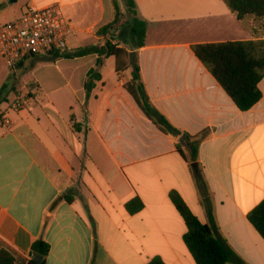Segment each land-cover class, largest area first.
I'll use <instances>...</instances> for the list:
<instances>
[{
  "label": "crops",
  "instance_id": "obj_1",
  "mask_svg": "<svg viewBox=\"0 0 264 264\" xmlns=\"http://www.w3.org/2000/svg\"><path fill=\"white\" fill-rule=\"evenodd\" d=\"M114 1L0 0V25L30 6L60 3L74 51L101 39ZM116 2L126 13V0ZM135 2L147 24L136 52L152 104L191 136L209 132L196 159L203 181L178 137L139 107L126 88L131 71L117 70L115 58L103 61L87 96L96 54L30 55L14 67L0 55V250L29 264L32 244L43 239L45 264H197L170 197L176 191L229 247L227 264H264V238L248 218L264 200V77L261 99L243 111L193 51L254 37L223 0ZM137 199L143 208L130 212Z\"/></svg>",
  "mask_w": 264,
  "mask_h": 264
},
{
  "label": "trees",
  "instance_id": "obj_2",
  "mask_svg": "<svg viewBox=\"0 0 264 264\" xmlns=\"http://www.w3.org/2000/svg\"><path fill=\"white\" fill-rule=\"evenodd\" d=\"M223 1L246 27H249L246 25V20H252L251 34L254 38L195 44L193 51L232 97L238 108L244 111L253 107L262 97L259 83L264 77V0ZM114 4L115 19L99 29L97 35L101 39L97 43L74 51L55 50L49 55L53 59H73L90 54L97 55L96 66L88 72L85 83L87 96L95 87L96 81L101 79L100 68L105 59L115 58L116 68L119 71L130 70L131 79L126 84L127 90L146 116L161 131L178 138L185 136L191 150H187L188 153L185 154L183 146L178 143L179 150L187 161L192 162L197 180L203 181L196 159L198 146L209 135V132L205 131L196 136H191L175 127L152 104L141 80L136 52V49L145 45L147 24L137 16L135 0H126V13L120 10L116 0ZM123 17H126V20L121 23ZM117 41L130 47L122 46ZM170 197L187 224L188 231L185 233L184 239L196 263L227 264L230 262L231 250L214 233L213 229L199 220L178 192L172 191ZM65 199L71 202L73 197L67 195ZM127 208L130 212H137L143 208V203L138 199L132 200L127 204ZM248 218L264 238V200L249 213ZM49 252L50 244L43 239H37L32 244L31 253L26 257V261L29 264H35L33 254L37 253L42 256L40 264H45ZM17 261L18 255L14 249L3 248L0 250V264H16ZM147 264L165 263L159 258H154Z\"/></svg>",
  "mask_w": 264,
  "mask_h": 264
},
{
  "label": "built area",
  "instance_id": "obj_3",
  "mask_svg": "<svg viewBox=\"0 0 264 264\" xmlns=\"http://www.w3.org/2000/svg\"><path fill=\"white\" fill-rule=\"evenodd\" d=\"M74 28L60 3L28 7L21 16L0 25V55L9 67L30 55L67 50Z\"/></svg>",
  "mask_w": 264,
  "mask_h": 264
},
{
  "label": "water",
  "instance_id": "obj_4",
  "mask_svg": "<svg viewBox=\"0 0 264 264\" xmlns=\"http://www.w3.org/2000/svg\"><path fill=\"white\" fill-rule=\"evenodd\" d=\"M178 142H179V143H180L185 149H187L188 151L191 150L190 145H189V143L187 142L185 136H180V137L178 138ZM33 257H34L35 264H40V263H41V261H42V256H41V255H39V254H37V253H34V254H33Z\"/></svg>",
  "mask_w": 264,
  "mask_h": 264
},
{
  "label": "rangeland",
  "instance_id": "obj_5",
  "mask_svg": "<svg viewBox=\"0 0 264 264\" xmlns=\"http://www.w3.org/2000/svg\"><path fill=\"white\" fill-rule=\"evenodd\" d=\"M125 20H126L125 17H123V19L121 20V23H122V22H125ZM250 20H251V19H248L247 23H248V24L251 23V24L249 25V27H247V29H244V30H246V32H248L247 34H249V35H251V31H252L251 28H252V26H253V25H252V22H250ZM258 26H259V25H258ZM261 32L263 33V31H261ZM117 43H119L120 45L125 46V47H127V48L130 47L129 45L124 44V43L119 42V41H117ZM19 102H21V101L19 100ZM19 102H18V103H19ZM1 115H2V114H0V116H1ZM0 121H2V118H0Z\"/></svg>",
  "mask_w": 264,
  "mask_h": 264
}]
</instances>
